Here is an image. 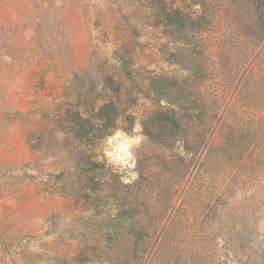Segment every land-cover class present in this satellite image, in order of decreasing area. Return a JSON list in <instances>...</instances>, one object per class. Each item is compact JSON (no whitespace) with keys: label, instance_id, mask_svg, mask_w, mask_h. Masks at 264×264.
<instances>
[{"label":"rangeland","instance_id":"1","mask_svg":"<svg viewBox=\"0 0 264 264\" xmlns=\"http://www.w3.org/2000/svg\"><path fill=\"white\" fill-rule=\"evenodd\" d=\"M0 264H264V0H0Z\"/></svg>","mask_w":264,"mask_h":264},{"label":"trees","instance_id":"2","mask_svg":"<svg viewBox=\"0 0 264 264\" xmlns=\"http://www.w3.org/2000/svg\"><path fill=\"white\" fill-rule=\"evenodd\" d=\"M187 101L188 102H192L195 105V110H203L204 111L203 113H204L205 117H207V115H206L207 112L206 111H207L208 107L204 108L205 107L204 102H202V105H201L200 104L201 101L199 102L198 99L187 100ZM183 102H185V101H183ZM178 108H180L181 110L184 109L181 104H180V106L178 104ZM155 114L156 115H154V116L158 115V116L162 117V122L161 123L163 124V127H160V130H162V129H175V130H177V129H180L183 125H185L183 120H180L177 117V115H176L177 112L175 111V109L167 111L165 116H163L161 114V112H158V113H155ZM207 119L209 120V117ZM149 124L150 123L146 124V128H145L146 129V135L153 136V133H151L149 128H148ZM168 246H170V245H168Z\"/></svg>","mask_w":264,"mask_h":264}]
</instances>
